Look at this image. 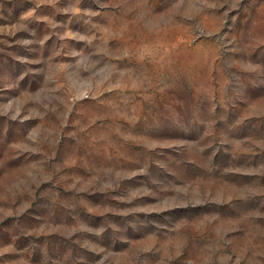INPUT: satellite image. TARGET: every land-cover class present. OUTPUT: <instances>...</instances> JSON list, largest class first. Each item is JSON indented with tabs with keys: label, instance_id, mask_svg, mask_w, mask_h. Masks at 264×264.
<instances>
[{
	"label": "rangeland",
	"instance_id": "rangeland-1",
	"mask_svg": "<svg viewBox=\"0 0 264 264\" xmlns=\"http://www.w3.org/2000/svg\"><path fill=\"white\" fill-rule=\"evenodd\" d=\"M0 264H264V0H0Z\"/></svg>",
	"mask_w": 264,
	"mask_h": 264
}]
</instances>
